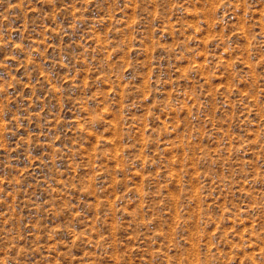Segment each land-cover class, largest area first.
Wrapping results in <instances>:
<instances>
[{"label":"rangeland","instance_id":"rangeland-1","mask_svg":"<svg viewBox=\"0 0 264 264\" xmlns=\"http://www.w3.org/2000/svg\"><path fill=\"white\" fill-rule=\"evenodd\" d=\"M0 264H264V0H0Z\"/></svg>","mask_w":264,"mask_h":264}]
</instances>
